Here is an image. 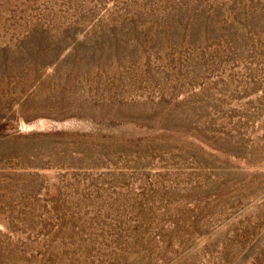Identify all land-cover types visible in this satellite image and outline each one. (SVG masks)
Wrapping results in <instances>:
<instances>
[{"label":"rangeland","instance_id":"1","mask_svg":"<svg viewBox=\"0 0 264 264\" xmlns=\"http://www.w3.org/2000/svg\"><path fill=\"white\" fill-rule=\"evenodd\" d=\"M0 264H264V0H0Z\"/></svg>","mask_w":264,"mask_h":264}]
</instances>
